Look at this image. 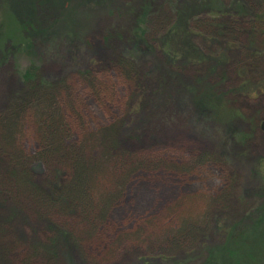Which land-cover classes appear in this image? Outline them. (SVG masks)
<instances>
[{"label":"rangeland","instance_id":"rangeland-1","mask_svg":"<svg viewBox=\"0 0 264 264\" xmlns=\"http://www.w3.org/2000/svg\"><path fill=\"white\" fill-rule=\"evenodd\" d=\"M64 1L77 5L79 48L73 54L65 43L45 49L57 39L68 41L61 28L63 37L59 29L54 42H43L35 55H10L0 67V111L24 92L22 72L37 66L46 80L65 86L61 95L76 106L74 113L66 111L71 131L65 126L62 145L79 147L106 171L87 182L92 189L84 210L79 204L47 211L34 189L51 188L53 181L66 184L71 172L64 162L37 167L23 159L11 166L1 155L0 264H201L227 242L228 233L241 234L246 215L264 207V53L252 56L257 39L243 33L237 42L196 31L192 41L206 58L170 65L158 47L142 48L139 55L125 35L113 36L148 0H106L88 9L77 0ZM168 1L153 0L164 17L172 15ZM243 1L264 10V0L176 3L206 17L210 8L225 10ZM163 16L151 19L170 18ZM12 27L6 24L3 34ZM240 84L241 92L235 91ZM208 95L219 101L201 111L195 99ZM104 131L106 146L82 150L85 137ZM26 135L23 157H35L39 147L30 124ZM104 152L113 156L110 161L99 156ZM110 192L116 193L113 206L94 222ZM184 222L188 231L180 234ZM241 243L223 262H236ZM252 248L246 251L259 252L264 263V246L263 253L260 246Z\"/></svg>","mask_w":264,"mask_h":264},{"label":"trees","instance_id":"trees-1","mask_svg":"<svg viewBox=\"0 0 264 264\" xmlns=\"http://www.w3.org/2000/svg\"><path fill=\"white\" fill-rule=\"evenodd\" d=\"M77 1L81 2L80 5L83 8L87 9L99 7L100 4L106 3V0ZM169 2L172 10L171 17L169 11L167 14L165 13L166 16L164 17V13L160 12L163 8H161L162 5L157 9L153 0L142 2L133 20L130 22L127 20V26L124 24L120 30L115 28L112 31L113 36H116L117 39H124L123 36L125 35L126 40L132 45V49L135 50V53L139 52V55L143 54L140 51L142 48L158 47L170 65L199 63L206 58V52L196 42L192 41V35L196 31H200L202 35L214 38H230V41L236 40L237 42L240 41L241 34L247 33L250 37L254 36L253 39H257L254 45L255 53L253 52L252 56L254 57L255 54L260 56L264 53V10L259 8L260 3L251 2L249 4L243 1V4H238L235 2L225 10L207 9L206 17H201L193 9L181 10V7L177 6L176 0H169ZM211 11L216 12V15L222 18L213 17ZM76 12L77 5L74 6L71 1L66 3L64 0H0V67L10 59V55L19 51L35 55L43 42H54L56 37L60 35L61 28L66 31L64 36L68 41L64 40L58 44L61 40L57 39L52 46H46L45 49L50 51L49 48L55 44L58 47L65 43L70 47L68 49H72L68 53L73 54L75 49L79 48L76 44L79 33ZM155 14L170 18L153 21L151 17ZM242 17L249 19L243 21ZM6 24L13 25L10 34H3ZM58 30L59 35H57ZM152 34H155L154 39H150ZM59 37H63V35ZM82 75L89 74L83 72ZM21 80L24 83V92L22 91L17 97H13L7 107L0 111V156L3 155L11 166L14 161L20 163L23 159H25L23 162L35 164L37 167H44L46 162L63 161L64 167H68L67 169L71 172L69 181L66 184L53 181L51 188L34 187L35 192L33 194L39 206L47 211L57 209L60 205L65 207L68 205L79 206V204L84 210L89 206L87 202L88 191L92 189V185H88L87 182L89 179L90 181L95 180L100 174L105 173L106 169H100L99 162L94 161L92 156L89 157L88 155V158L87 154H84L79 147L66 148L65 144L62 145L61 141L65 138V126L69 127L68 132L71 131L65 118L66 111L71 110L74 113L76 111L75 103L69 99H64L62 96L65 86L60 84L55 86L46 80L40 69L33 64L22 72ZM244 86L246 87V82L242 88ZM237 87L235 91L241 92V84ZM254 87L255 90L259 89L260 83L258 85L255 83ZM243 90L245 91V89ZM214 101L219 100L213 95H208L206 99L197 97L194 104L201 111L203 109L209 110L208 107H212ZM215 106L217 105L215 104ZM27 124L31 125L33 135L38 142L39 149L35 157L25 155L23 157L22 144L27 136ZM108 134L104 131L96 136L94 134L88 135L81 144L82 150H85L88 144L97 143L98 147H93L92 152L94 148L97 150L101 147L100 145L106 146ZM103 149L105 152L112 150L111 147L107 149L103 147ZM99 156H108L109 159L107 160L109 161L113 157L108 153ZM10 186V191L15 188L12 183ZM115 194V192H110L103 197V207L100 214H96L92 218L94 222L105 218L106 211L113 206ZM91 209L95 211L96 207L91 206ZM243 222L246 225L241 229V234L236 235V238L232 232L228 233L229 236L226 234L227 242H229L213 248L214 250L211 252L213 254L208 255L201 264H231L228 261L223 262L225 256L228 257L235 253L234 249L240 242H242L241 255L236 253V262L232 261V264H262V254H258L259 252L256 251L249 253L246 249L260 246L263 253L264 243L258 239L257 234L260 233L264 240V207H257L252 216L246 215L244 217ZM188 223H183L179 231L180 234H185L188 231Z\"/></svg>","mask_w":264,"mask_h":264}]
</instances>
